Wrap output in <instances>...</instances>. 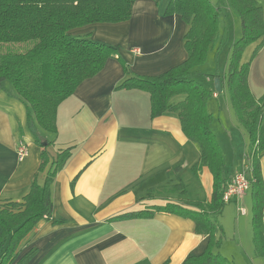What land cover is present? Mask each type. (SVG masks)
Listing matches in <instances>:
<instances>
[{
  "label": "crops",
  "instance_id": "1",
  "mask_svg": "<svg viewBox=\"0 0 264 264\" xmlns=\"http://www.w3.org/2000/svg\"><path fill=\"white\" fill-rule=\"evenodd\" d=\"M168 1L137 0L128 20L91 23L70 33L89 34L117 47L134 74L157 75L187 55V24L178 14H164ZM257 3L264 21V0ZM258 43L249 44L241 58L249 63L248 84L257 97L264 96V43L254 53ZM225 69L204 73L217 74L222 88ZM126 76L121 61L109 58L58 105L53 149L71 147V155L51 183V218L39 221L21 241L16 253L19 264H182L205 249L207 236L196 233L189 218L168 213L113 218L166 202L207 200L213 183L207 167L192 170L200 149L186 138L177 116L150 117L146 91L118 86ZM203 83L214 90L212 76ZM226 112L224 117L220 107L218 120L210 124L220 148L219 133L238 132L228 107ZM21 140L27 154L19 159L16 145ZM246 148L247 140L241 156L232 159L236 161L232 172L226 176L223 171L228 182L235 172L245 170ZM40 151L26 127L24 105L0 88V200L22 199L38 169ZM260 166L264 182V155ZM246 205L251 208L249 188L239 199L225 203L217 217L225 233L232 223L234 234L244 228L252 234ZM222 246L221 241L219 253Z\"/></svg>",
  "mask_w": 264,
  "mask_h": 264
},
{
  "label": "trees",
  "instance_id": "2",
  "mask_svg": "<svg viewBox=\"0 0 264 264\" xmlns=\"http://www.w3.org/2000/svg\"><path fill=\"white\" fill-rule=\"evenodd\" d=\"M136 1L0 0V88L24 105L26 127L33 142L41 147L38 169L22 199L0 200V264H19L16 253L21 241L39 221L51 218V183L71 155V147L53 149L58 105L79 83L99 72L109 58L121 61L127 75L119 87L148 93L150 117L165 113L177 116L186 138L200 149L192 170L205 166L213 179L207 200L166 202L113 218L154 213L189 218L195 232L207 236V245L202 253L188 256L182 264H231L217 251L222 241L217 217L226 203L222 191L228 184L223 174V154L210 127L212 114L206 108L208 98L217 92L196 80L198 75L217 76L201 72L198 66L209 51L217 53L220 49L221 1L238 16L241 25V34L230 47L221 90L228 92L233 115L247 134L244 168L250 182L252 240L255 254L264 259V182L260 166L264 155V96L257 97L250 90L249 63L241 61L249 44L259 41L256 53L264 43L261 7L257 0H169L164 14H178L187 24L186 58L160 74L137 75L129 70L117 47L89 34L70 33L91 23L128 20ZM10 44L19 45L13 48Z\"/></svg>",
  "mask_w": 264,
  "mask_h": 264
},
{
  "label": "rangeland",
  "instance_id": "3",
  "mask_svg": "<svg viewBox=\"0 0 264 264\" xmlns=\"http://www.w3.org/2000/svg\"><path fill=\"white\" fill-rule=\"evenodd\" d=\"M221 2L223 4V10L219 15L218 25L220 33V49L217 53L215 51H212L211 53L208 52V60H205L204 63L198 66V69L203 73H214L221 69H224V66H226V60L228 58V56L225 57V53L229 54V46L231 43H233L232 36L233 34H237V39L241 34V25L238 16L234 14V12L230 8L225 10V4L223 1ZM18 45L19 44H10L9 46L17 48ZM203 79L204 77L201 75L196 76V80L200 81L201 83H203ZM217 94L218 97L214 98L210 96L206 103V108L210 112H212V120H214V122L218 120L217 110H220V107L222 109L223 115L225 114L224 117L227 116L226 109L228 107V110L231 112L230 118H234L228 92L225 89H222L221 91L217 92ZM224 129L227 130V128ZM236 129L238 131L237 133H217L219 135V140H221V151L224 158L223 171L226 176L230 174L234 166H236V161H232V159L241 156L239 154V151L241 150V148H244V143L246 144L247 140V134L245 129L239 125ZM224 135L225 137H223ZM230 135L232 136V141L229 140ZM245 208L248 211L247 219H250V205H246ZM232 226V223L228 224L229 230L226 231V233L221 229V238L223 246L220 249V253L227 258L229 257V259L231 258V264H264V260L261 257L257 255H255L254 257V244L252 240V234H247V232H245V228L244 231L242 230L239 235L237 233L234 234ZM229 246H232L233 249H231ZM242 257H245V259H243Z\"/></svg>",
  "mask_w": 264,
  "mask_h": 264
},
{
  "label": "built area",
  "instance_id": "4",
  "mask_svg": "<svg viewBox=\"0 0 264 264\" xmlns=\"http://www.w3.org/2000/svg\"><path fill=\"white\" fill-rule=\"evenodd\" d=\"M16 154L19 159L27 154V146L22 140L17 142ZM249 185L250 182L246 170H243V172H236L222 191L223 202H229L234 198L239 199L249 188ZM238 210L242 214L245 213L244 208H239Z\"/></svg>",
  "mask_w": 264,
  "mask_h": 264
},
{
  "label": "water",
  "instance_id": "5",
  "mask_svg": "<svg viewBox=\"0 0 264 264\" xmlns=\"http://www.w3.org/2000/svg\"><path fill=\"white\" fill-rule=\"evenodd\" d=\"M212 81H213V88L216 92H219L221 91V84H220V79H219V76H214L212 78Z\"/></svg>",
  "mask_w": 264,
  "mask_h": 264
}]
</instances>
